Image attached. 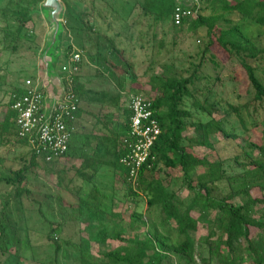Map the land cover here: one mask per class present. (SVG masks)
Here are the masks:
<instances>
[{
    "label": "trees",
    "instance_id": "1",
    "mask_svg": "<svg viewBox=\"0 0 264 264\" xmlns=\"http://www.w3.org/2000/svg\"><path fill=\"white\" fill-rule=\"evenodd\" d=\"M40 1L8 0L5 7L0 9V17L4 21L6 17L13 20L12 24L6 23L1 28L0 42L4 50L15 53L28 41L38 40L33 31H24V26L34 19L32 10L37 8ZM62 1L68 11L67 0ZM91 3L94 7V0ZM177 5L176 0H134L129 14L133 15L134 9L138 12L136 17L130 15V23H126L131 31L136 24H143L147 29L155 28L151 33L154 42L151 63L155 62V57L161 56L167 41L165 37L172 36L174 43L184 30H203L204 36L203 43L196 51L197 63L192 60L184 70L175 67L173 61L165 63L160 76H150L144 87H132L130 90L132 94H137L149 86L155 93L149 99L161 129L152 148L155 160L143 166L134 184L128 180L126 167L121 163V157L127 150L122 140L129 129V110L125 124L121 126L123 133L114 144L117 150L114 169L120 174L118 183L125 186L122 191L126 193V198L134 199L142 195L147 208L157 209L163 223L174 222L175 240L168 241L169 236L161 233L155 222L148 224L138 211L129 214L130 231L124 233L125 225L113 221L116 214H109L108 209L100 206V201L81 198L71 206V213L75 215L73 222L80 235L75 242L61 239L59 236L64 224L48 218L42 208V201L48 200L50 193L40 192L42 199L32 198L28 184L35 168L45 165L47 170H54L56 163L66 157L69 144L64 154L51 161L45 162L39 157L27 136L19 135L16 113L11 108L13 102L25 92L24 83L6 85L0 82V144L13 142L23 145L30 149L31 154L28 162L20 167H5L6 172L0 173V264H23L24 259L29 258L28 254H33L29 228L23 229L21 224L18 225V215L13 214L14 210L22 207L24 198L38 205L39 218L47 229L41 235L53 249L54 264H61L58 255L64 243L75 246L79 264H176L175 257L180 264H213L211 255L217 259V264H240L241 254L238 251L243 249L252 253L255 264H264V212L259 219L253 216L256 207L264 211V138L260 143L247 140L244 145H236L238 153L231 156L235 162L233 171L229 170L224 158L209 160L194 151L195 147H212L210 136L213 133L235 144V136L225 130L223 121L211 117L212 110L217 109L218 105L209 102V97L202 90L204 56L208 54L211 60L216 59L213 48L220 49L226 59H235L249 81L252 92L241 106L246 109L253 107V110L261 108L264 113V45L261 42L264 38V0H187L185 6L196 8L198 15L184 18L180 25H175L171 19ZM64 16L68 28L80 34L82 42L96 41L93 48H98V36L93 40L90 37L92 24H87L88 14L67 12ZM157 29L160 30L158 33ZM142 34L146 36V33H137L139 39ZM28 36L32 38L28 39ZM110 48V52L104 48L103 54H97L96 67L98 71L100 68L107 69L117 86V66L110 59L112 54L117 56V49L113 46ZM80 49L86 53L85 48ZM71 51V45L66 44L58 68ZM128 67L131 83L137 82L133 67L130 64ZM78 73L74 77L76 115L83 91ZM30 80L34 83L37 81ZM2 89L4 91L1 93ZM39 89L46 95L44 86ZM229 106L237 111L235 106ZM193 110L205 112L209 118H194ZM262 130L264 132V126ZM55 173L59 177L65 171L61 169ZM177 180L186 191L183 197L174 188ZM213 213L214 216L209 218ZM201 221L206 223V233L203 239H197L190 233L197 231ZM145 227V236L139 238L135 229ZM251 229L255 232L254 236ZM82 232L86 236H81ZM109 240L123 241V244L105 250L102 255L96 256L92 252L95 246L108 247Z\"/></svg>",
    "mask_w": 264,
    "mask_h": 264
},
{
    "label": "rangeland",
    "instance_id": "2",
    "mask_svg": "<svg viewBox=\"0 0 264 264\" xmlns=\"http://www.w3.org/2000/svg\"><path fill=\"white\" fill-rule=\"evenodd\" d=\"M7 2L8 0H0V9L5 7ZM67 3L68 9L70 11H67L65 7L63 13L62 22L64 26V32L61 36V55L65 50L66 44L71 45L72 49L85 48V58H87L89 53L91 54L90 57L97 54H103L104 48L107 50L109 49L108 52H110L112 50L110 47L113 46V48H115L114 43L117 44V29L119 28L120 32L123 34L130 33L133 36L135 33H138L139 35L140 33H146V36L142 34L140 38L142 41V48L145 50V55L148 61L144 63H137L136 61L130 62V59L128 62L131 66H136V71L138 73H141L146 68V66L153 67V70L160 72V69L164 67L165 63L170 64L172 61L175 67L182 70L185 68L187 69L192 60H194V63L198 62L196 51L198 50L199 45L201 46L203 43V30H199L197 32H191L187 30L181 31L174 43H172V36L165 37L164 39L167 41L163 46V52L160 54L161 56H158V58L155 57V62L151 63L149 61L151 59L150 55L152 51V45L154 44V42L151 40V33L152 30H155V28H148V30L145 25L136 24L134 25L135 29L131 31L130 27L126 24H117L118 19L122 20L136 17V13L138 11H135V9L133 10V15L129 14L130 11L132 12L131 8L134 0H94V7L92 6L91 0H67ZM35 10H32V17H34V19L29 21L26 26H24V31H33V33L38 36V40L35 42L28 41L27 44L20 46L15 53H10L4 50V47L0 42V82H4L6 85H23L25 79L27 78L36 79V84L40 86L42 85L44 74L40 69V58L41 51L45 46L44 38L48 31V23L42 16L37 15ZM67 12H73L75 14L82 12L88 14L89 17L86 18H88L89 22L87 21V24H92L90 37L93 40L97 39L98 36L97 49L93 48V42L96 41H92V43L90 41L82 42V36L75 31L72 32L70 29L71 27L68 28V22H66L64 16L67 14ZM5 21L0 17V40L2 38L1 28L6 23L9 25L12 24L13 20L12 18L6 17ZM158 31L160 30L157 29L156 33H158ZM28 37V39L32 38L30 36ZM156 40H158V38H156ZM104 41L107 42V46L104 44L106 43ZM261 42L264 45V38L261 39ZM212 51L216 56V59L211 60L208 54L204 56L205 61L202 73L205 75V77L201 79V85H203L202 90L204 91L205 95L209 97V102L213 101L214 105H218L217 109L212 110L211 117L215 119H221L223 121L225 130L235 136V144H232L228 139H225L220 134L213 133L210 136V139L213 143L212 147H195L194 151L201 156H205L209 160H215L220 157L224 158L226 164H228L229 170L233 171L235 169V162L231 156L238 153V148L236 145H244L247 140L260 143L262 138H264V132L262 130L264 126V113L261 108L253 110V107L246 109L241 106V104L249 98L252 92L249 81L243 69L235 59H226L225 54L222 53L220 49L213 48ZM112 55L116 57L115 54ZM123 58L125 59V57ZM56 64L55 70L57 73H59L58 65L60 64V61ZM90 68L91 69L89 70V73H91V75L98 71L92 66H90ZM90 78H92L94 84H97L100 88L105 90L110 89L108 86L110 85V81L106 77L94 75ZM88 82H90V80ZM51 85L52 83H45L44 85L46 88L45 102L48 105L51 104V99L47 98V95H49V92L51 89H53ZM3 91L4 90L2 89L1 93ZM141 92L144 96H150L147 94V92H145V90H142ZM189 102L190 100L188 99L187 103ZM229 104L233 107L235 106L237 111L235 112L233 109L229 108L231 107ZM193 112L194 118H209L205 112H196L195 110H193ZM30 156V149L26 146L15 145L13 142L3 143V145L0 144V173L4 171L6 172L5 167H11L12 169L20 167L22 163L28 162ZM41 166L43 167H37L34 169L35 173L34 175L32 174L33 178H31L28 184V187L32 190L31 197L42 199V195H39L40 192L50 193V198L46 201H42L43 210L45 211L48 218L64 224V230L62 234L58 236L61 237V239L66 238L75 242L77 241V236L80 235V233H77V225L73 222L75 215L71 213L73 209L71 206L73 205L74 201L69 199L72 197L71 193H65L59 189L56 182V179L59 178L66 179L64 176L65 173L63 176L58 177V173H54L53 170H47L45 165ZM62 184H64V181L61 183V185ZM117 187L120 189V191L116 193L115 199L113 201L114 208L117 211V217H114L113 221H116L117 224L125 225L126 231L124 233L130 231L128 226L129 214L134 211H138L144 215L143 219H146L148 224L151 221L155 222L160 232L165 236H169L168 241L175 240L176 233L174 222L166 224L163 223L160 219V214L157 209L147 208L145 198L142 195H139L134 199H130L128 196L126 198V193H123L122 191L125 190V186L117 185ZM174 188L178 191L179 196L183 197L186 194L185 189L180 186V181H176ZM49 200L50 204L47 205ZM22 207L20 206L19 210H14L13 214L14 216H16V214L18 215V217L16 216L17 221L19 222L18 225L21 224L20 226L23 229L26 227L29 228L31 234L30 239L34 245L33 254L29 253L27 256L29 258L24 259L23 264H54L52 263L54 259L53 249L47 245L44 235H41V232L46 231L47 229L44 227V221L39 218V214L37 212L38 205L32 200L24 198ZM257 208L258 207H256L253 216L259 219L262 217L261 214L264 211H261ZM213 216L214 213L210 215L209 218H212ZM132 226H135V224H132ZM135 231L137 232L139 238H143L146 234V227L140 228L138 230L135 229ZM205 233L206 223L201 221L198 225L197 231L191 232L190 234L194 238L203 239ZM251 233L252 236H254L255 232L252 231ZM81 236H86V234L82 232ZM108 243V247H93L92 252L96 256L102 255V252L105 250L114 246L122 245L123 241L115 242L113 240H109ZM243 245H245V243H243ZM238 252L241 254L240 264H255L252 260L253 255L251 252L246 249L239 250ZM210 257L211 262L213 264H217V259L212 255ZM58 259L61 264H79L78 251L75 249V246L71 244H63V249L62 252L59 253ZM175 263L180 264L176 257Z\"/></svg>",
    "mask_w": 264,
    "mask_h": 264
},
{
    "label": "crops",
    "instance_id": "3",
    "mask_svg": "<svg viewBox=\"0 0 264 264\" xmlns=\"http://www.w3.org/2000/svg\"><path fill=\"white\" fill-rule=\"evenodd\" d=\"M130 19H118L117 24H126ZM160 35H157V38H160ZM104 44L107 46V42ZM114 45L117 56H111L110 59L117 66V86L113 78H110V72L107 69L100 68L93 73L106 77L110 81L109 90L100 88L90 78L94 76L89 73L90 66L97 69L98 64L95 61L97 55L90 57L89 53L87 58L84 56L82 59L78 74L83 91L80 94L79 111L69 140V150L66 157L56 163L53 172L61 169L65 171L66 179H56V182L59 189L65 193H71L72 197L69 198L71 201H78L80 198L100 201L101 207H105L109 210V214H116L117 217L113 201L116 193L120 191L117 187L120 185L117 180L120 179V174L114 169V158L117 156L114 144L123 133L121 126L125 124V116L129 110L127 103L132 94L130 90L132 87H144L149 77L160 76L163 68L160 72H156L154 68L150 69L148 68L150 66H146L141 73H138L136 66L132 65L137 82L131 83L128 67L130 59V62L137 63L148 61L145 50L142 48V41L136 33L134 36L130 33L123 34L118 28L117 44L114 43ZM51 87L53 89L49 95L56 92L55 86L51 85ZM144 90L148 95L155 94L149 86H146ZM139 93L142 94V92ZM114 98L117 102H113ZM63 181L64 184L61 185Z\"/></svg>",
    "mask_w": 264,
    "mask_h": 264
},
{
    "label": "built area",
    "instance_id": "4",
    "mask_svg": "<svg viewBox=\"0 0 264 264\" xmlns=\"http://www.w3.org/2000/svg\"><path fill=\"white\" fill-rule=\"evenodd\" d=\"M197 15L196 8L178 4L171 19L175 25H180L184 18ZM84 56V50L79 48L72 49L66 56V61L58 68L63 91L58 97H55L56 92L47 95L51 99L50 105L44 101L46 95L39 89L44 85L30 79L24 81L25 92L11 105L16 113L19 135L27 136L35 153L45 162L61 156L68 149L77 116L74 77ZM127 107L131 116L128 133L122 140L127 150L121 163L126 167L128 180L134 184L143 166L155 160L152 148L161 129L151 100L143 94H131Z\"/></svg>",
    "mask_w": 264,
    "mask_h": 264
},
{
    "label": "water",
    "instance_id": "5",
    "mask_svg": "<svg viewBox=\"0 0 264 264\" xmlns=\"http://www.w3.org/2000/svg\"><path fill=\"white\" fill-rule=\"evenodd\" d=\"M180 5H186L187 0H176ZM65 6L62 0H42L38 3L35 13L42 16L48 23V31L44 38V49L41 51L40 69L43 72L42 84L52 83L56 88L55 97L61 95L63 83L60 74L56 72L55 64L61 57V36L64 32L62 22ZM57 65V64H56Z\"/></svg>",
    "mask_w": 264,
    "mask_h": 264
}]
</instances>
